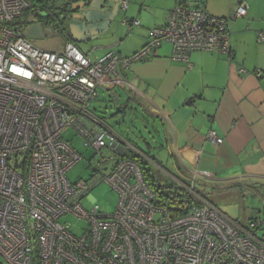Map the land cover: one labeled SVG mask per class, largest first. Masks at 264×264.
<instances>
[{
    "label": "built area",
    "instance_id": "1",
    "mask_svg": "<svg viewBox=\"0 0 264 264\" xmlns=\"http://www.w3.org/2000/svg\"><path fill=\"white\" fill-rule=\"evenodd\" d=\"M48 1L0 0V254L4 260L9 264H264V213L246 225L234 220L196 191L198 178L212 177L198 170L189 182H179L192 202L186 213L173 216L154 203L155 193L140 164L123 156L135 148L92 109L100 87H124L120 65L127 68L155 55L165 42L173 46L175 61H189L196 50L230 56L228 18L211 14L206 1L177 4L166 23L150 31V40L138 52L122 56L111 50L93 60L71 40L56 52L41 49L24 36V13ZM122 6L127 8L128 2ZM246 14L242 2L232 17ZM259 40L264 42V31L259 32ZM71 132L94 151L88 161L96 168L89 178L71 181L67 176L83 159ZM208 139L220 141L214 129ZM101 183L119 196L110 213L98 203L90 208L84 204ZM69 215L83 222L82 227L65 221Z\"/></svg>",
    "mask_w": 264,
    "mask_h": 264
},
{
    "label": "crops",
    "instance_id": "2",
    "mask_svg": "<svg viewBox=\"0 0 264 264\" xmlns=\"http://www.w3.org/2000/svg\"><path fill=\"white\" fill-rule=\"evenodd\" d=\"M80 1L70 16L92 6L102 15L90 19L86 14L89 29L79 38L67 18V41L71 38L97 60L111 50L122 56L133 55L150 40L153 28L166 23L169 11L178 3L194 6L199 0ZM123 1L128 2L127 8H123ZM242 2L247 5V14L232 17ZM206 8L213 15L228 18L230 56L196 50L189 61H175L173 46L165 42L155 55L127 68L119 66L126 78L120 88L157 120L155 124L159 122V134L164 139L161 147L168 151L172 164L170 168L161 161L155 164L169 179L179 184L191 180L195 171H208L212 177L196 180L207 194L243 192L244 188L258 194L264 204V42L259 40V32L264 31V0H206ZM127 20H138L139 24L131 25ZM257 70L262 71L261 76L256 75ZM210 129L217 132L218 143L208 139ZM247 207L255 209L254 205ZM263 210L264 206L251 216Z\"/></svg>",
    "mask_w": 264,
    "mask_h": 264
},
{
    "label": "rangeland",
    "instance_id": "3",
    "mask_svg": "<svg viewBox=\"0 0 264 264\" xmlns=\"http://www.w3.org/2000/svg\"><path fill=\"white\" fill-rule=\"evenodd\" d=\"M80 2L74 1L72 6L77 8V3ZM95 6L97 7L96 4ZM86 14H89V18L94 16L95 19L102 15L101 12L95 11L92 6L89 10H83L81 8L79 11L73 12L67 19L72 32L78 38L79 36H83L87 32V29H89L88 22L85 18ZM21 20L23 23L21 28L24 36L37 47L56 52L64 49L67 41L65 33L54 29L52 26L44 25L36 19L33 13L28 15V17H22ZM98 91L99 97L92 104V109L101 118L105 119L120 136L130 140L142 151L156 156L164 167L167 166L170 168L172 162L170 160L171 158L169 159V153L165 148L161 147V141L163 142L164 139L159 134V122L155 124L157 120L148 112L144 111L140 104L131 99L129 94L123 88H120V86L110 89L100 87ZM121 108H124L126 112L117 113L118 109ZM70 137L73 139L74 146L82 153L83 159L68 171L67 176L71 181L79 178H89L91 169L88 167V159L92 154V150L84 147L82 139L74 132H71ZM147 142L150 144V147ZM151 166L154 176L161 184L166 186L177 185L173 179L167 177L165 172L155 162L152 161ZM197 188L201 191L203 190L228 216L240 221L248 219L253 212L260 208L262 209L264 206L263 199L258 194L248 193L244 191V188L243 192H236L235 190L217 192L214 190L215 192L209 194H207L204 186L198 185ZM118 198L119 196L116 191L111 189L108 184L101 183L91 191L85 199L84 204L87 208H90L94 203H98L103 212L110 213L115 210ZM250 202L253 204H250ZM248 204L254 205L255 209L253 207H247ZM65 221L78 227H82L83 225V222L70 215L65 217ZM74 230H77L75 226ZM0 264H9L1 254Z\"/></svg>",
    "mask_w": 264,
    "mask_h": 264
},
{
    "label": "trees",
    "instance_id": "4",
    "mask_svg": "<svg viewBox=\"0 0 264 264\" xmlns=\"http://www.w3.org/2000/svg\"><path fill=\"white\" fill-rule=\"evenodd\" d=\"M201 1L205 2L206 0H199L196 3V5H198V3H201ZM72 4H73L72 0H50L48 2H44L41 5H36V6H33L32 8H29L24 13V16L28 17V15L33 13L34 16H36V19L42 22L44 25L50 26V27L52 26L54 29L60 30L61 32L65 33L66 37H70V35L67 32V28H66L67 27L66 19L70 16L71 12L73 11ZM178 4L188 5L187 3H182V2ZM36 7L40 8V10H38ZM173 9L174 8H172L170 11H172ZM21 25H23V23ZM69 40H71V38H69ZM121 112L123 113L126 111L124 108L118 109L117 113H121ZM124 140L128 142V140L126 139ZM130 144L135 149H132V148L128 149V151L123 156L125 158L135 159L140 164L143 170L146 182L148 183V185L151 187V189L155 193L154 203L156 205L166 207L167 210H169V212L173 216L186 213L192 202L190 200V196L187 195V193L185 194L184 190L178 184L170 185V186L161 184L157 180V178L154 176L152 166H151L152 161L158 164H160L161 162L155 156L142 151L137 145L135 146L132 143ZM93 152L94 151H92V154L88 160L93 158ZM88 167L91 169V172L94 168H96L94 164L91 163L90 161H88ZM90 175H92V173ZM197 184L198 183L196 182L195 183L196 191L202 194L204 197H206L209 201H211V199L206 195V193H204V191H201L199 190V188H197V186L200 185V184L198 185ZM262 213H264V210L262 211ZM262 213L254 214V216H250L247 222L245 223H242L239 220H236V221H238L239 223L241 222L242 224L246 225L248 224L250 220L261 215Z\"/></svg>",
    "mask_w": 264,
    "mask_h": 264
},
{
    "label": "water",
    "instance_id": "5",
    "mask_svg": "<svg viewBox=\"0 0 264 264\" xmlns=\"http://www.w3.org/2000/svg\"><path fill=\"white\" fill-rule=\"evenodd\" d=\"M188 103H190V101H189ZM124 151H125V150H124Z\"/></svg>",
    "mask_w": 264,
    "mask_h": 264
}]
</instances>
